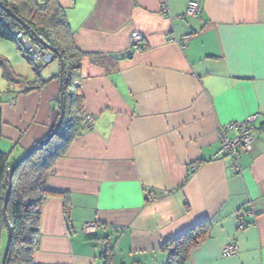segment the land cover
<instances>
[{"label":"crops","instance_id":"0c3cea01","mask_svg":"<svg viewBox=\"0 0 264 264\" xmlns=\"http://www.w3.org/2000/svg\"><path fill=\"white\" fill-rule=\"evenodd\" d=\"M56 1L84 55L78 85L92 125L46 180L69 216L61 197L43 203L34 264H105L104 247L109 264H166L163 244L203 221L210 238L187 264H264V0ZM189 2L197 17L185 16ZM134 31L139 50L130 49ZM15 51L0 40V58ZM59 68L46 66L47 83L33 91L1 75L0 151L10 163L56 126ZM13 69L35 78L21 61ZM251 116L253 146L234 171L218 154V132ZM88 223L95 234L82 232ZM230 243L237 253L224 258Z\"/></svg>","mask_w":264,"mask_h":264},{"label":"trees","instance_id":"16d2710c","mask_svg":"<svg viewBox=\"0 0 264 264\" xmlns=\"http://www.w3.org/2000/svg\"><path fill=\"white\" fill-rule=\"evenodd\" d=\"M7 10L23 25L11 18ZM18 33L24 35L33 50L50 56L47 66L58 61L57 56L48 49L55 50L64 62L60 96L65 107L62 123L51 140L15 170L6 211L7 221L11 227V242L5 264H34V256L39 250V226L43 203L50 197H61L64 216L67 219L69 216L67 198L47 191L46 180L52 173L55 162L66 153L71 141L80 135L86 124L78 85L80 61L84 55L75 48L64 10L56 0H0V40L14 43L18 51L26 53L20 41L16 40ZM27 61L35 74L33 81L28 82L15 74L9 62L0 58L2 78L8 85L28 86L26 91L40 89L47 83L41 80V71L46 66L34 63L29 56ZM1 129L0 116V140ZM54 130L55 127L27 153L44 143ZM13 165L9 162L8 154L0 151V237L6 232L2 208L9 182L10 171H7V168L11 170ZM210 234L208 223L203 221L181 236L166 241L161 248L167 255L166 264H187L190 253L208 240ZM104 255L105 264H109L111 255L108 247H104Z\"/></svg>","mask_w":264,"mask_h":264},{"label":"built area","instance_id":"2783aa9c","mask_svg":"<svg viewBox=\"0 0 264 264\" xmlns=\"http://www.w3.org/2000/svg\"><path fill=\"white\" fill-rule=\"evenodd\" d=\"M200 13V7L195 2H189L186 6L185 16L189 18L197 17ZM130 49L132 50H139L143 45V38L138 32H132L130 34ZM16 40H19L23 48L25 49L26 53L29 55L30 59L36 63L40 64L41 66H47L50 62V56H45L42 52H38L33 50L29 44H27L24 35L18 33L16 35ZM170 41H177L175 38L174 40L171 39ZM256 117L251 116L240 123H232L220 128L218 132L219 138V151L218 154L223 156H231L233 158V169L234 171H238V162L239 157L242 153H246L251 151L254 138H253V123L255 122ZM86 122L89 125H92V119L90 117L86 118ZM232 134V137L229 135ZM7 171H10V168H7ZM239 227L243 228L245 223L242 217H239ZM98 225L95 223H88L83 226L82 232L90 235L95 234L98 230ZM222 257H232L236 255L237 248L234 244L230 243L225 245L222 248Z\"/></svg>","mask_w":264,"mask_h":264},{"label":"water","instance_id":"95a60500","mask_svg":"<svg viewBox=\"0 0 264 264\" xmlns=\"http://www.w3.org/2000/svg\"><path fill=\"white\" fill-rule=\"evenodd\" d=\"M7 14L15 19L18 23L22 24V22H20L18 19H16L10 11L7 10ZM23 25V24H22ZM33 36H35L33 34ZM39 42L42 44L41 40L38 39ZM27 42V41H25ZM28 44V43H27ZM49 52H51L52 54L56 55L57 56V59H58V62L60 64V68H59V86L61 88L62 86V74H63V70H64V62L61 58L60 55H58V53L55 51V50H52V49H48ZM132 55V53L130 51L126 52L125 54H121V55H114V56H111V58L117 60V59H123L125 57H130ZM62 119H63V102L62 100H60V117H59V120L55 126V130L54 132L49 136V138L44 142L42 143L40 146L36 147L34 150L26 153L18 162H16L13 167L11 168L10 170V173H9V176H8V189H7V192H6V196L4 198V202H3V208H2V214H3V218H4V221H5V225H6V232H7V240H6V245H5V249H4V252H3V255H2V258H1V262L0 264H5L6 263V259H7V256H8V251H9V248H10V242H11V227H10V224L8 223L7 221V215H6V211H7V205H8V201H9V197H10V193H11V188H12V177H13V174L15 172V170L24 162L26 161L29 157H31L33 155L34 152L36 151H39L40 149L43 148L44 144L48 141L51 140V138L56 134V132L58 131L59 127H60V124L62 122Z\"/></svg>","mask_w":264,"mask_h":264},{"label":"rangeland","instance_id":"374dc122","mask_svg":"<svg viewBox=\"0 0 264 264\" xmlns=\"http://www.w3.org/2000/svg\"><path fill=\"white\" fill-rule=\"evenodd\" d=\"M17 56L18 55H21V56H23L24 57V59H20L19 57H17L16 55L15 56H10V59H11V61L9 60L8 62L10 63V65H11V68H12V70L14 71V69H13V66L14 67H18V63H20V61L21 62H23L24 64H25V67L26 68H31V65L29 64V62L27 61V58H28V54L27 53H25L24 51H15L14 52ZM13 65V66H12ZM42 72H43V70L41 71V76H42ZM1 75H2V72H1V70H0V77H1ZM33 75L35 76V74H34V72H33ZM34 78V77H33ZM35 79V78H34ZM27 153V152H26ZM23 157V156H22ZM6 240H7V232H3V234H2V236L0 237V255H1V257L0 258H2V255H3V252H4V249H5V245H6Z\"/></svg>","mask_w":264,"mask_h":264}]
</instances>
